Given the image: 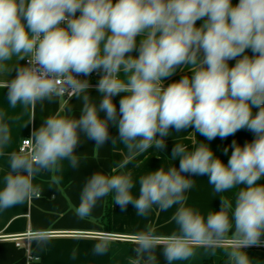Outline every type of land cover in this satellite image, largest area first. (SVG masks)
Here are the masks:
<instances>
[{"label":"clouds","instance_id":"clouds-1","mask_svg":"<svg viewBox=\"0 0 264 264\" xmlns=\"http://www.w3.org/2000/svg\"><path fill=\"white\" fill-rule=\"evenodd\" d=\"M13 58L26 63H16L15 75L0 82L11 107L28 106L34 117L37 105L63 100L65 106L33 126L22 140L26 148L7 153L0 210L39 198L35 179L61 170L64 161L78 168L81 135L99 149L116 142L110 127L117 129L126 155L116 173L150 148L165 151L172 131L193 129L204 140L192 150L174 143L170 157L178 167L141 175L138 195L130 171L93 173L74 214L89 218L110 194L121 211L131 205L139 217L154 207H175L171 233L149 224L128 237L131 264H159L158 250L166 264H176L197 248L221 246L226 264H253L244 249L264 237V0H0V68ZM177 70L191 75L165 87ZM73 98L81 105L78 118L67 106ZM240 130L253 139L243 145L233 140L225 164L210 142ZM11 142L10 124L0 118V156ZM195 176L208 177L218 211L204 214L187 205ZM230 192L233 197L224 195ZM51 236L42 228L28 233L40 246ZM96 241L93 253L105 255L110 235Z\"/></svg>","mask_w":264,"mask_h":264},{"label":"crops","instance_id":"crops-1","mask_svg":"<svg viewBox=\"0 0 264 264\" xmlns=\"http://www.w3.org/2000/svg\"><path fill=\"white\" fill-rule=\"evenodd\" d=\"M238 0H233V4ZM198 25L200 22H197ZM251 55V53H248ZM16 63L24 64V61L7 62L6 66L0 68V82L11 79L12 69ZM235 61H229L230 66ZM183 75H191L190 72L177 70L171 78L164 81L165 87L172 81L179 80ZM6 89L0 90V118L10 124L12 142L2 151L5 155L0 156V187L3 186L2 178L7 172V153L17 150L23 138H27L33 128L39 127L42 120L54 113L59 108L64 107V101L59 104L46 103L41 109L37 105L33 117V110L21 104L11 107L4 95ZM94 99L99 101V94L95 90H90ZM119 96L114 98L118 107ZM67 106L74 109V114L78 118L80 115V102L73 98L67 102ZM256 110L254 109V112ZM104 114L101 113V116ZM33 119L35 121L32 124ZM110 135L116 139L115 143L111 141L105 143L99 149H95L94 142L81 135V143L76 149L80 157V166L72 169L67 161L63 162L61 170L54 173H42L34 183L41 189L39 198H34L30 202L14 206L6 210H0V264H131L134 257L132 252L133 245L128 243V237L135 232L143 230L146 225L151 224L159 232L171 233L175 229L174 221L171 217L175 207L167 212H161L153 208L149 215L139 217L133 206L129 205L126 211H121L112 200L111 194L98 202L92 215L80 220L74 214V207L79 203V196L82 186L86 179L97 171L109 174H119L120 171H130L133 175L135 187L133 194H139V177L149 171L159 167H178V161L170 157L171 149L174 143L184 144L188 150H192L198 143L204 140L203 137L195 133L193 129L185 132L176 133L172 131L166 138L167 148L160 151L150 148L145 153L137 156L131 161L124 170L116 168L118 163L126 155V149L118 140V132L115 127H110ZM253 134L247 130H240L234 136H229L221 140L217 137L210 142L214 154L225 164L227 163L231 151L232 141L243 145L246 141H251ZM228 149L225 155L224 150ZM56 176L58 183L53 181ZM194 185L186 193L187 205L199 209L206 214L208 211H218L220 202L219 196L213 192L212 186L208 183L207 176L192 177ZM233 197L234 193H226ZM110 201L108 202V200ZM108 204V205H107ZM109 206V214L106 215V207ZM42 228L52 232L51 238L43 246L34 241L22 239L20 245H16L11 237L23 235L31 230ZM103 234H109L111 245L109 251L103 255H95L92 251L93 245L97 242L96 237ZM264 240V237L261 238ZM253 264H264V247L252 246L244 249ZM226 253V246L216 249L197 248L194 255L187 261L176 262V264H205V261H211L212 264H220V260ZM159 264H166L163 256H159Z\"/></svg>","mask_w":264,"mask_h":264},{"label":"built area","instance_id":"built-area-1","mask_svg":"<svg viewBox=\"0 0 264 264\" xmlns=\"http://www.w3.org/2000/svg\"><path fill=\"white\" fill-rule=\"evenodd\" d=\"M24 63H26V61H24ZM90 82H91V84L92 85H95L96 84V82H97V80L99 79V77L96 75V74H93L90 78ZM90 90H95L94 89V87L92 88V89H90ZM24 139V138H23ZM22 139V140H23ZM22 140H21V142H20V144H19V146H18V149L19 148H21V147H27V146H25V145H22ZM14 241H16V245H20L21 243H20V240H22V239H26V240H28L29 239V237H28V233L27 234H23V235H15V236H13V237H11ZM254 246H257V247H264V240H261L260 241V243L259 244H257V245H254Z\"/></svg>","mask_w":264,"mask_h":264},{"label":"trees","instance_id":"trees-1","mask_svg":"<svg viewBox=\"0 0 264 264\" xmlns=\"http://www.w3.org/2000/svg\"><path fill=\"white\" fill-rule=\"evenodd\" d=\"M109 198V196H108ZM110 201V199L108 200V202ZM108 205V204H107ZM106 215L109 214V206L106 207V211H105ZM227 261V256L226 254L223 256V258L220 260V264H226ZM205 264H212L211 261H205Z\"/></svg>","mask_w":264,"mask_h":264}]
</instances>
